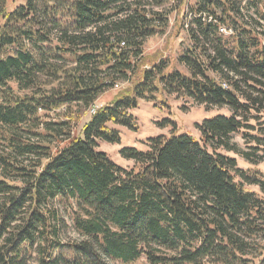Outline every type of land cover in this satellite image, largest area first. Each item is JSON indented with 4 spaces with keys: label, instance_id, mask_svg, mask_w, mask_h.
Here are the masks:
<instances>
[{
    "label": "trees",
    "instance_id": "trees-1",
    "mask_svg": "<svg viewBox=\"0 0 264 264\" xmlns=\"http://www.w3.org/2000/svg\"><path fill=\"white\" fill-rule=\"evenodd\" d=\"M15 1L0 0V264H264V174L236 157L264 150V0ZM169 9L189 39L180 68L144 54ZM158 94L228 114L198 137L165 119L170 134L118 164L101 145Z\"/></svg>",
    "mask_w": 264,
    "mask_h": 264
},
{
    "label": "rangeland",
    "instance_id": "rangeland-1",
    "mask_svg": "<svg viewBox=\"0 0 264 264\" xmlns=\"http://www.w3.org/2000/svg\"><path fill=\"white\" fill-rule=\"evenodd\" d=\"M187 2H194V0H185ZM21 3V0H16L15 5ZM188 4V3H187ZM173 6V3H167L162 7H155V10L162 11ZM167 16V26L164 28V32L158 33L146 41L144 47V54L146 57L158 60H168L171 63V68H180L177 63V58L183 53L184 50L188 48V35L184 28H181L182 15L176 10H168ZM189 20V19H188ZM188 23V21H187ZM151 67L149 64L146 66ZM120 87L109 89L105 94H103L96 104L100 107L105 103L109 102L117 92L123 87H127V82L122 83ZM225 112V113H224ZM134 115L137 118L138 128L136 131L129 130L127 128H120L122 133V142L120 144H102L101 149L105 150L107 154L118 164L130 167L133 164L132 160H127L122 158L120 154V149L124 147H137L145 148L142 143L148 137L156 136L159 134H170L171 127H162L159 123L165 119L175 121L180 131L178 133L188 132L190 134L198 137V131L195 124L203 121L205 118H212L218 114L224 113L228 114L227 109L213 107L207 109L203 105L195 103L193 100L184 97H178L174 94H158L155 101L149 102L142 100L140 106L133 110ZM90 114L81 123L82 125L90 118ZM253 124L259 129L257 132L259 135L264 134V116L258 121H252ZM241 149L249 153L254 154V150L251 148L253 143H248L240 135L233 138ZM264 143V142H263ZM262 152L255 154L254 158L260 161L259 164H254L247 161L245 158L238 157V165L245 170H258L264 174V150ZM252 154V155H253ZM256 188L257 187H253ZM74 238L78 235L74 232H70ZM109 264H126L121 261H109ZM129 264H147L145 258L129 263Z\"/></svg>",
    "mask_w": 264,
    "mask_h": 264
},
{
    "label": "built area",
    "instance_id": "built-area-1",
    "mask_svg": "<svg viewBox=\"0 0 264 264\" xmlns=\"http://www.w3.org/2000/svg\"><path fill=\"white\" fill-rule=\"evenodd\" d=\"M222 31L224 32V35L226 36L232 35L234 32L233 29L225 27V26H222ZM115 87L118 88L119 85L117 84ZM98 108L99 106L96 104L95 107L90 110V113L94 114Z\"/></svg>",
    "mask_w": 264,
    "mask_h": 264
},
{
    "label": "bare ground",
    "instance_id": "bare-ground-1",
    "mask_svg": "<svg viewBox=\"0 0 264 264\" xmlns=\"http://www.w3.org/2000/svg\"><path fill=\"white\" fill-rule=\"evenodd\" d=\"M221 31H222V29H221ZM223 32V31H222Z\"/></svg>",
    "mask_w": 264,
    "mask_h": 264
}]
</instances>
